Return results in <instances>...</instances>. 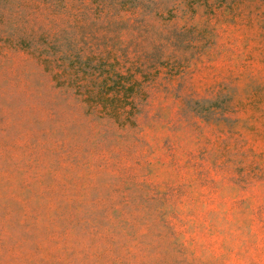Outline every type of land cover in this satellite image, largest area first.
Segmentation results:
<instances>
[{"label":"rangeland","instance_id":"374dc122","mask_svg":"<svg viewBox=\"0 0 264 264\" xmlns=\"http://www.w3.org/2000/svg\"><path fill=\"white\" fill-rule=\"evenodd\" d=\"M0 264H264V0H0Z\"/></svg>","mask_w":264,"mask_h":264}]
</instances>
